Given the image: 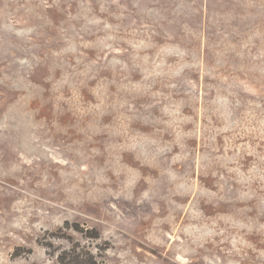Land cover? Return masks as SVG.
I'll list each match as a JSON object with an SVG mask.
<instances>
[{"label":"rangeland","instance_id":"obj_1","mask_svg":"<svg viewBox=\"0 0 264 264\" xmlns=\"http://www.w3.org/2000/svg\"><path fill=\"white\" fill-rule=\"evenodd\" d=\"M264 264V0H0V264Z\"/></svg>","mask_w":264,"mask_h":264},{"label":"trees","instance_id":"obj_2","mask_svg":"<svg viewBox=\"0 0 264 264\" xmlns=\"http://www.w3.org/2000/svg\"><path fill=\"white\" fill-rule=\"evenodd\" d=\"M58 259L62 264H105L97 255L88 252H76V250L66 251L58 255Z\"/></svg>","mask_w":264,"mask_h":264}]
</instances>
